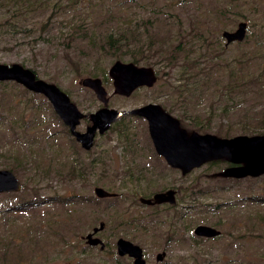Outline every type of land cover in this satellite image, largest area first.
Masks as SVG:
<instances>
[{"label": "rangeland", "instance_id": "374dc122", "mask_svg": "<svg viewBox=\"0 0 264 264\" xmlns=\"http://www.w3.org/2000/svg\"><path fill=\"white\" fill-rule=\"evenodd\" d=\"M241 22L243 38L228 41ZM117 60L152 67L156 82L114 94ZM0 63L63 90L83 113L79 131L104 106L81 79L98 77L110 108L156 103L188 132L264 134V0H0ZM231 166L171 167L136 114L83 149L46 97L2 80L0 169L22 189L0 193V264H128L113 254L119 237L146 248L147 264H264V173L225 175ZM167 189L173 204L139 200ZM99 222L106 251L85 245ZM198 224L221 234L199 236Z\"/></svg>", "mask_w": 264, "mask_h": 264}, {"label": "water", "instance_id": "95a60500", "mask_svg": "<svg viewBox=\"0 0 264 264\" xmlns=\"http://www.w3.org/2000/svg\"><path fill=\"white\" fill-rule=\"evenodd\" d=\"M246 23L241 22L234 32H224L228 41L241 40ZM113 93L130 96L138 87H151L157 80L155 70L150 66H138L131 62L115 61L109 69ZM12 80L23 84L30 91L40 93L51 103L55 113L61 118L70 132L81 142L83 147L90 148L95 134L103 133L120 116L136 114L146 119L148 131L156 152L168 165L186 173L202 163L216 158H225L233 166L227 168L225 175L231 177L259 176L264 173V134L235 135L222 138L210 133L188 132L179 121L156 103H147L131 110H118L108 107L109 95L98 77H85L81 84L90 88L103 103V107L90 114L91 124L85 132L76 130L83 113L71 101L70 97L53 83L37 78L34 72L21 64L0 63V81ZM22 189L20 179L9 169H0V193L17 192ZM100 198L116 194L102 187L94 188ZM175 190L167 189L156 192L150 198L141 197L145 204H162L175 202ZM103 223L87 234L89 242H101L93 234L101 229ZM194 232L199 236L211 237L218 234L214 227L198 224ZM120 254L128 253L135 257V264H144L142 249L132 241L119 237L117 239Z\"/></svg>", "mask_w": 264, "mask_h": 264}, {"label": "flooded vegetation", "instance_id": "af4514ba", "mask_svg": "<svg viewBox=\"0 0 264 264\" xmlns=\"http://www.w3.org/2000/svg\"><path fill=\"white\" fill-rule=\"evenodd\" d=\"M38 78V77H37ZM20 84V83H19ZM22 86H24L23 84H21ZM25 87V86H24ZM28 91H30L27 87H25ZM30 92H33V91H30ZM33 93H36V92H33ZM36 94H40V93H36ZM40 95H42V94H40ZM91 124V120H90V123L88 124V125H86V128H85V130L84 131H79V132H85L86 131V129H87V127L89 126ZM76 130H77V128H76ZM72 134V133H71ZM73 135V134H72ZM73 137L75 138V140L80 144V146L83 148V149H86V150H88V149H90V148H85V147H83V145L81 144V142H79L77 139H76V137L73 135ZM174 168V167H173ZM177 169V168H176ZM179 170V169H178ZM176 194V193H175ZM141 197H143V196H141ZM141 197H139V200H140V198ZM152 197V196H151ZM147 198V197H146ZM150 198V197H149ZM140 202H141V200H140ZM150 205H155V204H150ZM101 222H99V224H100ZM103 223V226H102V228L101 229H99L98 231H96L94 234H93V236H95V237H97V234L100 232V231H102L103 229H104V222H102ZM208 226H210V225H208ZM95 227H97V226H95ZM95 227H93L92 228V231H93V229L95 228ZM212 227V226H211ZM91 231V232H92ZM88 233H90V232H88ZM87 233V234H88ZM87 234L85 235V240H86V242H85V245H86V247H89V248H93V247H99V249L100 250H102V251H106V250H108V245H107V243L105 242H89V239L86 237L87 236ZM221 233H220V230H219V232H218V234L217 235H215V236H219ZM214 236V237H215ZM117 241V240H116ZM114 244V246H113V254L115 253V255L118 257V258H120V259H123V260H125V261H127V262H129L128 264H135V257H132V256H130L128 253H125V254H120L119 253V251H118V245H117V242H113ZM132 243H134V244H136V245H138L141 249H142V258L144 259V264H147V260H146V248H144L142 245H140V244H138L137 242H132ZM85 247V246H84ZM84 249V248H83ZM82 251V250H81ZM150 252V251H149ZM166 257V251L165 250H160V252H157L156 253V255H155V259L157 260V261H159V262H161V261H163V259Z\"/></svg>", "mask_w": 264, "mask_h": 264}]
</instances>
